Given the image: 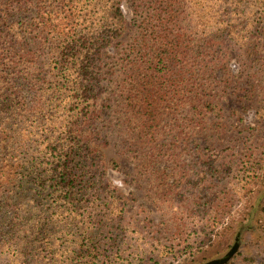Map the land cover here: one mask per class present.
Returning <instances> with one entry per match:
<instances>
[{
  "label": "trees",
  "instance_id": "trees-1",
  "mask_svg": "<svg viewBox=\"0 0 264 264\" xmlns=\"http://www.w3.org/2000/svg\"><path fill=\"white\" fill-rule=\"evenodd\" d=\"M122 1L0 0V264H160L191 256L214 235L232 233L225 256L205 263L231 264L241 231L264 211V175L227 165L226 149L196 144L201 168L187 185L203 190L224 172L228 195L257 194L245 220L235 225L232 219L215 231L223 220L208 210L182 250L147 241L128 222L129 202L108 173L119 171L118 162L105 159L103 149L112 103L121 98L123 106H136L139 88L124 94L123 82L148 55L145 38L155 64L150 75L145 72L138 95L152 112L163 88L168 85L170 92L178 85L177 55L186 44L193 52L207 41L228 40L264 75V0H131L145 37L139 48L134 39L128 52L121 49L127 31ZM177 28H187V37L174 36ZM111 82H118L119 94L110 92ZM202 110L220 117L212 101ZM151 112L143 113L147 121ZM257 113L263 117L264 109ZM193 196L195 206L206 200L198 191ZM206 201L221 219L228 214L214 200Z\"/></svg>",
  "mask_w": 264,
  "mask_h": 264
},
{
  "label": "rangeland",
  "instance_id": "rangeland-1",
  "mask_svg": "<svg viewBox=\"0 0 264 264\" xmlns=\"http://www.w3.org/2000/svg\"><path fill=\"white\" fill-rule=\"evenodd\" d=\"M132 9L131 0L122 1L127 22L126 34L121 39L124 52H128L134 39H139L136 44L139 48L145 37L142 28H137L140 17ZM187 32V28H177L174 36L184 39ZM145 41L148 47L144 50L148 55L136 61L140 68L131 74L132 78L124 80V94L131 92L132 88L140 91L145 72L150 75L155 64L152 43L146 38ZM182 49L177 55L181 61L175 68L179 75L178 85L170 92L167 91L168 85L163 88L152 112L147 104L139 102V91L134 94L137 96L132 102L136 105L134 110L123 106L121 98H115L107 117L112 122L105 132L108 144L103 149L105 159L118 162L119 171L109 170L108 173L129 202L128 222L147 241L170 243L176 250L185 247V239L198 224V219H203L200 222L204 224L205 213L211 211L213 216L223 220L215 230L218 231L232 219L235 225L242 223L250 210L249 205L257 202L256 193L250 199L228 195L230 179L224 172L206 181L203 190L191 189L187 182L196 181L195 173L201 168L196 144L216 150L226 149L227 165L233 169H238L239 165L247 166L255 169L256 174L264 175V116L257 113L264 109L262 69L245 60L241 49L225 39L207 41L193 52L187 44ZM111 52L116 51L113 48ZM124 72L122 80L128 75L127 70ZM117 86L118 82H111L110 92L119 94ZM205 101L218 104L220 117L203 112ZM148 111L152 113L150 121L143 116ZM108 120L105 119L103 125L101 123V131ZM248 153L252 154L250 158L245 156ZM197 191L206 200H214L212 203L221 212L228 211L224 219L215 208L207 209L208 201L204 199L197 205L199 207L195 206L193 192ZM261 203L264 206V199ZM195 211L198 216L192 218L190 215ZM252 221L256 222L255 225L240 233L238 253L231 264H264V211H257ZM216 237L214 235V240L202 249L194 250L189 257L165 259L160 264H205L222 259L234 236L230 233L226 238Z\"/></svg>",
  "mask_w": 264,
  "mask_h": 264
},
{
  "label": "water",
  "instance_id": "water-1",
  "mask_svg": "<svg viewBox=\"0 0 264 264\" xmlns=\"http://www.w3.org/2000/svg\"><path fill=\"white\" fill-rule=\"evenodd\" d=\"M224 261H225V259L224 260H221V261H218L217 264H222Z\"/></svg>",
  "mask_w": 264,
  "mask_h": 264
}]
</instances>
